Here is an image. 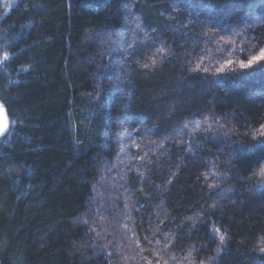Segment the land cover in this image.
<instances>
[{
    "label": "trees",
    "instance_id": "1",
    "mask_svg": "<svg viewBox=\"0 0 264 264\" xmlns=\"http://www.w3.org/2000/svg\"><path fill=\"white\" fill-rule=\"evenodd\" d=\"M262 50L264 0H0V264H264Z\"/></svg>",
    "mask_w": 264,
    "mask_h": 264
},
{
    "label": "snow or ice",
    "instance_id": "2",
    "mask_svg": "<svg viewBox=\"0 0 264 264\" xmlns=\"http://www.w3.org/2000/svg\"><path fill=\"white\" fill-rule=\"evenodd\" d=\"M260 61H264V50L261 51L259 56H254L253 58L249 59L246 63L242 62L240 64V67L242 69H247L253 67L255 64H257ZM228 63L231 64V61H229ZM145 67H147V65H145ZM219 71L223 72L224 68L223 67L220 68ZM7 127H8L7 121L0 119V134L5 133ZM261 135L264 136V132H262ZM261 175L264 176V170H261Z\"/></svg>",
    "mask_w": 264,
    "mask_h": 264
},
{
    "label": "rangeland",
    "instance_id": "3",
    "mask_svg": "<svg viewBox=\"0 0 264 264\" xmlns=\"http://www.w3.org/2000/svg\"><path fill=\"white\" fill-rule=\"evenodd\" d=\"M16 1H17V0H3V2H4L6 5H9V6L13 5ZM0 119H2V120H6L7 123H8V118H7V116H6V114H5V111H4V109H3V107H2L1 105H0ZM1 135H2V134H0V137H1Z\"/></svg>",
    "mask_w": 264,
    "mask_h": 264
}]
</instances>
